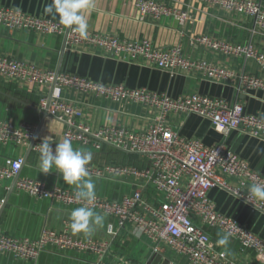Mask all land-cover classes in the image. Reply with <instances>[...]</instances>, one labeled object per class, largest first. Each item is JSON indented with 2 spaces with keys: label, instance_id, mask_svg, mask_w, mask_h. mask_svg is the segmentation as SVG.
I'll return each instance as SVG.
<instances>
[{
  "label": "built area",
  "instance_id": "obj_1",
  "mask_svg": "<svg viewBox=\"0 0 264 264\" xmlns=\"http://www.w3.org/2000/svg\"><path fill=\"white\" fill-rule=\"evenodd\" d=\"M124 1L134 8L140 20L175 16L180 24H185L190 17L187 9L173 7L164 0ZM196 1L250 20L252 36L264 37V0ZM0 24L7 29L62 35L66 49L98 48L120 60L158 68L170 76L183 74L207 79L232 85L242 92L264 89L260 74L236 72L205 59L192 58L185 54L181 44L156 47L147 39L132 40L96 32H88L87 38H82L73 28L65 27L57 20L33 16L1 4ZM189 42L226 57L250 58L255 61L259 72H264V50L251 41L236 42L198 34L191 36ZM0 77L30 84L41 91L39 107L64 124L62 140L67 138L93 150H102L107 145L124 153L136 154L142 160L139 165L114 160L87 165L90 177L129 184V191L119 198L95 195V199L88 203L76 199L77 190L48 187L43 180L26 177L17 178L16 190L38 200L51 199L65 206H88L98 210L116 221V224L108 225V236L114 237L118 230L128 229L133 235L149 240L153 252L159 253L169 264L182 259L186 264H244L241 259L230 256L226 246L217 244L218 239L213 237L212 231L230 233V241L237 244L236 255L253 254L257 264H264V239L235 218L220 212L208 196L213 187L234 196L239 192L238 198L264 212V202L253 200L248 192L251 184H264V172L251 168L224 143L207 146L200 140L180 135L172 124L176 117L194 114L208 119L223 134L235 130L264 140V120L246 114L240 102H228L197 92L172 97L147 88L103 84L77 74L42 69L1 53ZM66 90L111 103L124 101L141 106L147 123L140 130L119 125L92 129L76 120L81 113L74 102L63 96ZM35 136L36 126L32 123L15 124L0 119L1 144L29 146ZM41 142L36 139L32 146L39 155ZM23 163L22 157L5 159L0 163V180L13 179ZM70 225L71 222H65L60 230L44 227L36 238L17 237L0 231V253L38 264L40 254L51 246L62 252L72 250L96 254L100 259L94 264H100L110 242L75 237Z\"/></svg>",
  "mask_w": 264,
  "mask_h": 264
},
{
  "label": "crops",
  "instance_id": "obj_2",
  "mask_svg": "<svg viewBox=\"0 0 264 264\" xmlns=\"http://www.w3.org/2000/svg\"><path fill=\"white\" fill-rule=\"evenodd\" d=\"M167 4L187 9L189 19L180 24L175 16H163L157 20H140L134 8L124 0H94L95 8L85 13L88 19V32L116 34L122 38L139 40L147 39L156 47L181 44L186 55L205 59L214 64L231 68L236 72L260 74L254 60L250 58L226 57L210 51L200 45L190 44L193 35L206 34L215 39H231L236 42L251 41L264 50V37L252 36V22L240 16H234L221 9L206 6L196 0H164ZM52 0H0L3 6L20 9L33 16L51 18L45 15L43 8ZM64 36L39 34L23 29H7L0 24V53L33 63L42 69L68 72L87 77L103 84H122L128 88H147L151 91L167 93L178 97L185 93L197 92L204 95L223 98L228 102L238 101L243 105L246 114L258 116L264 120V89H247L237 91L232 85H224L207 79L177 74L170 76L158 68L140 63H130L105 53L101 49L83 46L77 50L64 48ZM41 91L30 84L6 80L0 77V119L15 124L29 122L36 126V139H47L55 143L62 140L64 124L51 116H43L39 107ZM63 96L75 103L81 115L77 121L84 122L90 128L119 125L133 130L145 127L147 121L141 106L124 101L111 103L93 97H84L73 90L64 91ZM172 124L180 135L200 140L210 146L224 143L239 156L245 159L251 168L264 172V140L231 131L223 134L215 129L212 123L197 115L176 117ZM74 148L91 152L90 163L102 164L117 161L124 164H142L136 154L124 153L105 145L102 150H93L72 143ZM29 146H16L0 143V163L7 158L22 157L24 163L19 171V178L43 180L48 187H61L77 190L74 185L65 183L56 171L48 174L39 172V154ZM95 183V195L107 198H119L129 191L127 182H116L90 177ZM13 179L0 180V210L4 200L7 202L0 211V231L17 237L36 238L46 227L60 230L65 222H71L70 213L81 206H65L51 200H38L27 193L13 188L8 195ZM208 196L215 207L223 214L235 218L239 223L264 239V212L252 208L242 199L228 191L213 187ZM104 216L103 226H95L90 235L83 232L73 236L83 240L102 239L110 242L108 251L101 257L100 264H169L159 253L153 252L149 240L133 235L128 229L118 230L114 237L106 234L110 223L116 224L114 218ZM218 239L217 232H211ZM228 254L239 258L244 264H257L253 254L236 255L237 244L230 241L226 246ZM100 256L92 253H79L72 250L58 251L47 247L38 258V264H94ZM0 264H33L11 255L0 253ZM175 264H186L178 260Z\"/></svg>",
  "mask_w": 264,
  "mask_h": 264
},
{
  "label": "clouds",
  "instance_id": "obj_3",
  "mask_svg": "<svg viewBox=\"0 0 264 264\" xmlns=\"http://www.w3.org/2000/svg\"><path fill=\"white\" fill-rule=\"evenodd\" d=\"M95 8L94 0H52L45 4V15H58L60 24L73 28L82 38H87L88 19L85 13ZM92 153L74 148L70 139H63L53 145L47 139L40 143L39 172L48 174L53 168L60 174L63 181L74 185L77 189L76 199L91 203L95 199V183L90 178L87 165L92 161ZM251 198L264 202V184L253 183L248 188ZM239 196V192L235 193ZM71 229L74 233L92 234L95 226H103L104 216L93 208L81 206L70 213ZM230 233L218 234L217 244L227 246Z\"/></svg>",
  "mask_w": 264,
  "mask_h": 264
},
{
  "label": "water",
  "instance_id": "obj_4",
  "mask_svg": "<svg viewBox=\"0 0 264 264\" xmlns=\"http://www.w3.org/2000/svg\"><path fill=\"white\" fill-rule=\"evenodd\" d=\"M64 38H65V37H64ZM64 48H65V40H64V47H63V50H64ZM56 72H58V70H57ZM42 114H43V116H47V115H48V113H47L46 110H43V111H42ZM35 140H36V136H35V138L31 141V143L29 144V147H28V150H29V151L32 149V146H33V143H34ZM18 177H19V173L13 178V181H12L10 187H9L8 195L12 192V190H13V188H14V185H15V182H16V180H17ZM7 199H8V196H7V198L4 200V202H3L2 206H1V210H0V211H2L4 205H5L6 202H7Z\"/></svg>",
  "mask_w": 264,
  "mask_h": 264
}]
</instances>
